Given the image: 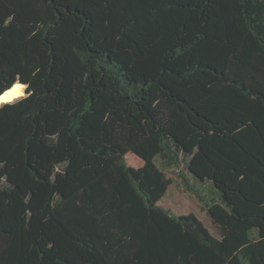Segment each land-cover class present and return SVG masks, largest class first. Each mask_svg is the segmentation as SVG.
I'll list each match as a JSON object with an SVG mask.
<instances>
[{
	"label": "trees",
	"instance_id": "16d2710c",
	"mask_svg": "<svg viewBox=\"0 0 264 264\" xmlns=\"http://www.w3.org/2000/svg\"><path fill=\"white\" fill-rule=\"evenodd\" d=\"M18 82L0 264H264V0H0ZM160 160L212 185L220 236L161 205Z\"/></svg>",
	"mask_w": 264,
	"mask_h": 264
},
{
	"label": "rangeland",
	"instance_id": "374dc122",
	"mask_svg": "<svg viewBox=\"0 0 264 264\" xmlns=\"http://www.w3.org/2000/svg\"><path fill=\"white\" fill-rule=\"evenodd\" d=\"M127 163L136 168L143 165L142 160L133 154H129ZM158 164L163 166L162 169L172 179L173 183L167 195L163 198L161 205L172 209V212L177 215L195 214L211 230L214 236H220V229L213 224L206 207L207 198L209 197V200H212L211 193H214L215 196V190L212 185H205L201 181L200 184L198 183L201 187H198L195 179L189 173L186 163L170 165L168 161L160 160ZM190 187L197 188L199 193L191 191Z\"/></svg>",
	"mask_w": 264,
	"mask_h": 264
},
{
	"label": "bare ground",
	"instance_id": "6f19581e",
	"mask_svg": "<svg viewBox=\"0 0 264 264\" xmlns=\"http://www.w3.org/2000/svg\"><path fill=\"white\" fill-rule=\"evenodd\" d=\"M26 87L22 85L21 83H16L12 89L8 90L6 93L9 95L5 96V94L1 98V103L5 102H11L15 99H17L20 96H25L26 95ZM26 97V96H25ZM20 100V99H19Z\"/></svg>",
	"mask_w": 264,
	"mask_h": 264
},
{
	"label": "water",
	"instance_id": "95a60500",
	"mask_svg": "<svg viewBox=\"0 0 264 264\" xmlns=\"http://www.w3.org/2000/svg\"><path fill=\"white\" fill-rule=\"evenodd\" d=\"M20 83V82H19ZM22 85H25V84H23V83H21ZM26 86V97L29 95V93H28V91H27V89H28V86L27 85H25ZM13 87V86H12ZM12 87L11 88H9V89H7V90H5L4 92H2L1 94H0V107L1 106H3V105H5L6 103H1V98H2V96L8 91V90H10V89H12Z\"/></svg>",
	"mask_w": 264,
	"mask_h": 264
},
{
	"label": "crops",
	"instance_id": "0c3cea01",
	"mask_svg": "<svg viewBox=\"0 0 264 264\" xmlns=\"http://www.w3.org/2000/svg\"><path fill=\"white\" fill-rule=\"evenodd\" d=\"M193 178L195 179L196 182H198V183L200 184V182H201L200 180L196 179L194 176H193ZM202 182H203V181H202ZM203 183H204V182H203Z\"/></svg>",
	"mask_w": 264,
	"mask_h": 264
},
{
	"label": "snow or ice",
	"instance_id": "6c2138e0",
	"mask_svg": "<svg viewBox=\"0 0 264 264\" xmlns=\"http://www.w3.org/2000/svg\"><path fill=\"white\" fill-rule=\"evenodd\" d=\"M9 95L8 93H5V96Z\"/></svg>",
	"mask_w": 264,
	"mask_h": 264
}]
</instances>
